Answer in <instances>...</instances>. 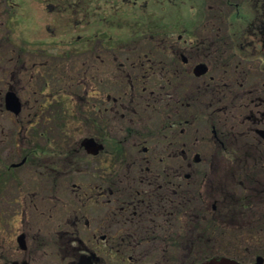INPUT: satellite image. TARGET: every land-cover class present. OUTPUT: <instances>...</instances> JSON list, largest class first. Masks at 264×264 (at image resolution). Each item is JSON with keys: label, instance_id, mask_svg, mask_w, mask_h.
Masks as SVG:
<instances>
[{"label": "flooded vegetation", "instance_id": "af4514ba", "mask_svg": "<svg viewBox=\"0 0 264 264\" xmlns=\"http://www.w3.org/2000/svg\"><path fill=\"white\" fill-rule=\"evenodd\" d=\"M3 1L0 123L4 114L12 118L14 157L0 155V221L11 180L13 209L24 216L17 244L0 239L1 264H199L211 257L196 260V242L212 238L209 224L234 240L244 224H264L253 216L264 204V0H49L68 31L87 33L52 55L62 74L45 81L57 88L38 106L23 100V90H38L21 83V71L31 68L35 78L45 61L22 59L20 69V51H30L5 29L18 1ZM117 31L126 38L115 39ZM9 93L18 112L7 105ZM153 111L160 119L149 126L144 113ZM5 134L1 127L0 144ZM202 144L210 149L201 152ZM26 168L45 189L40 205L35 188L17 190L16 174ZM74 172L89 179L76 182ZM62 180L70 181L71 200L57 190ZM57 208L66 209L60 219ZM30 211L48 213L55 240L46 243ZM253 252L235 257L264 264Z\"/></svg>", "mask_w": 264, "mask_h": 264}, {"label": "rangeland", "instance_id": "374dc122", "mask_svg": "<svg viewBox=\"0 0 264 264\" xmlns=\"http://www.w3.org/2000/svg\"><path fill=\"white\" fill-rule=\"evenodd\" d=\"M17 12L14 15V17H11L8 19L7 24L9 27H5L6 30L10 31V35L12 36V39L14 42L20 45V50L22 49H29L30 52L21 53L20 51V58H19V65L20 69L23 66L24 60H29L28 64L31 63L33 60L37 59V61L42 62L45 61L44 65L38 66L35 70L37 71L36 75L38 76V70L43 71V77L36 76L34 78L33 74L34 71L30 68L28 72L21 71V83L25 84L26 86L29 85V81L35 84L36 89L38 90V93L36 95H31L30 91L31 89H26L21 92V95L23 97L24 102L28 101L29 104H32L34 106H38L39 103L44 102L46 100V96L50 93H54L55 85H45V81L47 80L49 83L56 82V79L59 78V74H62V65L60 60H55L52 58V55H59L61 54L65 49L70 50L71 47L75 46L73 45L75 43L76 37L80 34H86V29H69V31L66 29L68 27V22L65 19L64 16H61L54 10L51 11L48 8L49 0H17ZM53 3V2H52ZM126 6V5H125ZM124 6V7H125ZM11 13V12H10ZM6 11H5V3L3 0H0V20H5L6 18ZM66 24V25H65ZM66 26V27H65ZM69 28V27H68ZM2 30V29H1ZM126 32L124 31H117L114 34L115 39H124L126 38ZM2 35V32L0 31V36ZM11 49L10 47H8ZM31 48H34V50H38L39 53L37 55L33 54V50ZM43 49V51H42ZM14 53H18L16 50ZM7 55V54H5ZM22 59H24L22 61ZM4 62L6 61V56ZM17 61V60H16ZM72 67L74 69V74L77 77V62H72ZM69 69V73H70ZM48 73V75L46 73ZM54 73H59V76H52ZM69 84L67 85V89L71 88V85H74L70 79ZM65 88V85H64ZM63 88V89H64ZM53 94L50 95L52 97ZM58 103L53 100V102L50 103V106L52 108V113L55 112V107ZM77 102L76 100H72L69 98V102L66 103V107H69L72 111L75 112L76 110ZM145 114V120L147 121L149 126H155L156 122L160 119V111H153V112H147ZM23 119L26 118V112L23 113ZM63 118L64 117H59ZM66 120H70L67 119ZM103 120V119H102ZM52 122H59L62 120H54L50 119L47 120V123ZM76 121V120H72ZM80 124V123H79ZM3 128V130H6L4 142L5 144H0V155L2 159L4 160L7 157H14V153L12 151V118L8 116V114H4L1 117V123L0 128ZM53 135V130H52ZM210 149V146L202 144L200 146L201 152H206ZM87 164L92 165V162ZM84 162H82V166H84ZM206 165H208V161H204L200 164V168H205ZM89 167V166H88ZM91 167V166H90ZM31 170V169H30ZM26 169L20 170L16 177L18 179V186L17 190H19L21 193H25L27 189H32L36 191L35 196V203L37 205H40V200H43L44 197L43 192L45 189H42L39 186V182L37 185V181L35 184L32 183L33 178H31L30 174L31 171ZM255 170V168H254ZM254 172V171H253ZM88 178V175H80L76 172L73 173L72 179H74L76 182H79L80 178ZM91 178V177H90ZM38 179V178H36ZM89 179V178H88ZM260 179L264 182V177H260ZM39 180V179H38ZM40 183H43L42 179L39 180ZM219 181V178H217L216 183ZM15 181L11 180L8 182L7 186L2 192V198L3 203L1 206V209L3 210L5 216L7 217V221L4 219L3 221H0V239L7 238L9 240L13 239L15 244H17V237L19 233L22 231V218L24 215L16 214L15 209V201H13L14 195H17L16 190L14 189ZM69 182L66 180H62L59 184L60 187L57 188V190H61L60 196L67 197L71 200V197L73 196L72 192H70L66 187H69ZM45 184V183H43ZM46 185V184H45ZM71 186V185H70ZM71 188V187H69ZM16 192V193H15ZM66 194H68L66 196ZM42 196V198H41ZM23 197V196H22ZM63 197V198H64ZM220 193L217 190L216 197L213 198L214 201L219 202ZM65 200L66 202L69 200ZM4 202H7L8 205H4ZM219 204V203H218ZM4 208V209H3ZM42 210V208H39ZM66 209L63 208H57L54 212L55 217L62 218L65 216ZM44 211V210H43ZM40 213L38 212H31L29 213V218H32L34 221V224L37 228L40 229V234L42 237L45 238L46 243L49 241H53L56 239L57 235L53 234L54 224L50 221H48L45 217L48 216V213ZM219 214V211H217ZM2 213V211H1ZM264 204L260 203L258 206V211H255L253 216L256 218H259V220L264 222ZM10 217H12V220L9 222ZM59 218V219H60ZM47 220V221H46ZM212 226V224H211ZM213 227V226H212ZM215 232L213 231L212 238L209 241L210 245L206 246L204 245V241L200 240L198 245V252L196 253V260H199L197 258V255L200 259L204 258V255L208 256H219L223 254H230L233 257H235L237 254L239 256H243L248 249L254 253L253 251H257L258 254H261V256L264 257V224L258 225V222L253 223H246L244 224V229L241 230L240 234L237 236V240L230 239V237H233L234 235H230L229 239L223 238L222 235V229L221 227L215 228ZM36 232V231H35ZM232 233V232H230ZM234 250V251H233ZM236 251V252H235ZM5 255H10L11 253L5 252ZM237 253V254H235ZM22 257V252L16 253L15 256ZM236 258V257H235ZM237 259V258H236ZM56 263V262H52ZM1 264V263H0Z\"/></svg>", "mask_w": 264, "mask_h": 264}, {"label": "water", "instance_id": "95a60500", "mask_svg": "<svg viewBox=\"0 0 264 264\" xmlns=\"http://www.w3.org/2000/svg\"><path fill=\"white\" fill-rule=\"evenodd\" d=\"M7 105L10 109H13L14 111L18 112L20 109V101L18 97L14 93H9L7 96ZM88 141H92V139H88ZM86 143H89V142ZM200 264H240L238 261L228 258V257H222V258H212L206 262L200 263Z\"/></svg>", "mask_w": 264, "mask_h": 264}, {"label": "trees", "instance_id": "16d2710c", "mask_svg": "<svg viewBox=\"0 0 264 264\" xmlns=\"http://www.w3.org/2000/svg\"><path fill=\"white\" fill-rule=\"evenodd\" d=\"M74 7H75V6H74ZM172 18H173V17H172L171 14H167L166 16H164V22H165V23H167V22H171ZM213 219H214V217H213ZM211 224H212L213 227L211 226ZM211 224L208 225V228H207V229H210V228H211V233H212V234H213V231H214V232L216 231L215 228H218V227L220 228V227H221V225H220L219 223H211ZM203 241H204V245H206V246H209V245H210V243H209L208 240H203ZM199 243H200L199 241L196 242V244H197V245H196V248H198ZM197 258L200 259L199 256H197ZM206 258H207V257H206ZM203 259H205V258H202V259H200V260H203ZM200 260H199V261H200ZM197 261H198V260H197Z\"/></svg>", "mask_w": 264, "mask_h": 264}]
</instances>
